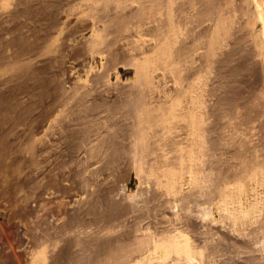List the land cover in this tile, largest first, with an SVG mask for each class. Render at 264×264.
<instances>
[{
    "label": "bare ground",
    "instance_id": "bare-ground-1",
    "mask_svg": "<svg viewBox=\"0 0 264 264\" xmlns=\"http://www.w3.org/2000/svg\"><path fill=\"white\" fill-rule=\"evenodd\" d=\"M27 1L0 0V264H205L199 243L213 233L228 248L226 264H264V0H80L71 14L37 0L49 11L41 36ZM81 29L89 35L78 41L105 58L107 75L117 62L134 68V81L116 78L107 94L123 100L113 114L130 110L122 129L131 168L141 172L159 145L173 146V154L160 151V182L146 176L128 192L122 178L107 200L86 178L54 172L38 157L53 110L46 58ZM87 73L103 81L96 69ZM51 86L60 99L71 90ZM110 143L111 156L123 150ZM34 201L52 211L41 230ZM149 202L160 212L145 219ZM142 209L132 234L101 235Z\"/></svg>",
    "mask_w": 264,
    "mask_h": 264
},
{
    "label": "rangeland",
    "instance_id": "rangeland-1",
    "mask_svg": "<svg viewBox=\"0 0 264 264\" xmlns=\"http://www.w3.org/2000/svg\"><path fill=\"white\" fill-rule=\"evenodd\" d=\"M76 1H78V2H76ZM76 1H74L73 3H69L68 0H47V2L46 3L44 2V3L46 5L49 4L48 5L49 8L54 5L49 10V11H51V13H55L56 10L58 12L59 9H57V8L61 7L60 11L62 13L65 14L71 10V12H70V14H71V13H73L72 11L78 12L79 11L78 9L82 8V6H80L81 4L79 3L80 0H76ZM27 3H28V5H32L34 8L36 7V9L38 10L37 11L35 9L34 17L37 16L38 18L35 19V22L33 24L34 25L33 29H39V30L42 29L43 32L41 31L42 32L41 34H39V32H40L39 30H36V32L39 31L37 33L39 36L45 35L47 30H48L47 28H49V27H47V25H48L47 21L48 20L46 21V19H48V18H46L45 15L49 11H46V13H45V10H47V9L45 8V10H44L43 4H42L43 2L40 3L37 0H29V1H27ZM57 5H60V6H57ZM55 6H56V8H55ZM63 11H65V12H63ZM43 21H44V23H43ZM125 23L126 22H124V26H125ZM44 27H45L46 32L44 31ZM82 31H84V32H82ZM82 34L89 35V32L87 30L85 31V30L81 29L80 32L75 31L74 33H72V35L69 34L67 36L68 39L66 38L67 40L65 42L63 49H61L62 51L60 50L59 53L57 52L58 55L56 52L55 53L53 52V53L49 54L50 56L48 55V57L46 58V59H50L49 64L46 66V77H47V80L49 79L48 81L50 83L48 95L51 96L50 98H49V96L47 98H48L49 104L53 107L52 108L53 110L51 113V118H49L51 127L49 129L50 134L48 133V136H47V142H46L47 145L43 146L44 150L41 148V151L39 152L38 157L40 156L39 159L42 160V161L40 160V163H42L44 166L48 167L49 169H51L54 172L60 171L59 173H61V174L67 173V174H65V175H68L67 177H70V176L75 177V175H77L78 177L77 176L76 177L78 179H80L79 177H81V176H82L81 179L86 178V180H88L90 183L92 182L91 185H93L95 187L97 186L98 190L101 189V191H102V192H100L101 195L103 194L105 196V198H104V196L102 195V198L107 200V199H111L110 197H111V194L113 195V192L116 193L118 191V187H116V185L118 186V184H120V181L122 178H124L127 182V191L128 192H134L137 189V186H139V183L141 181L147 180L149 183H154V182L156 183L157 181L160 182L161 178L159 181L158 177L161 176L160 173L162 170H160L161 169V166H160L161 160L160 159H161V155L163 154L160 151L165 149V151H163V152H167L166 155H168L170 153L173 154V152H172L173 146L168 145V144L165 145L166 147L159 145L158 146L159 148L158 147L156 148L157 151H159V152H157L155 149L152 157L149 156V159H148L149 162L147 161L146 163H143V165L141 166V169H140L141 172H137V170H135L134 168H131L132 164L130 165V163H131V159L133 158V155H132V152H131L130 146H129V142H130L129 140L130 139L127 136V134L125 133V130L122 129L123 126L126 127L128 125V122H129L128 121L129 120L128 119V116H129L128 112L130 110L128 111V107H124L125 111H123L124 113L122 112L124 115L121 113V111L113 114L111 112V105L115 102L119 103V101H121L122 98L120 99L118 97L116 99H120V100L115 101L112 98H108L109 97L108 95L113 90L112 83L115 80L119 79L121 82H129V81L135 80L136 74H135L134 68L130 65H124L121 62H117V64L115 65L117 67V69L114 67H111V69L108 71L109 74L107 75V73H106L107 71L104 68L105 65H104V63H102L105 61V58H101L100 55L99 56L96 55L95 57L92 56V53L89 50V47L86 44H84V43L82 44L81 42L78 41L80 39L79 37ZM125 34L126 33H122V34L118 33L117 37L118 38L121 37L120 39L124 40L126 37ZM108 38L111 39V36H109ZM64 58H65V60H64ZM59 62H61V63H59ZM117 65H119V66H117ZM90 68L96 69L97 72L100 73L101 78L103 80L102 82H101V80L100 81L93 80V77L88 75L89 73H87V72L90 71ZM103 70H105V71L103 72ZM107 79L109 81V84L112 82L111 86H108L109 84L107 85V83L105 82ZM53 82H55V83H53ZM58 82H61L63 87L66 90L69 89V87H71L70 88L71 90L67 91V93H66L67 96L65 98H64V96H62L63 99L55 97L56 93L54 90V86H51V85H56ZM66 85H67V87H66ZM82 86L85 88H83ZM102 87H104V88H102ZM75 88H76V90H74ZM122 88H124V89L126 88L127 90L130 89L129 86H126V85H123ZM53 90H54V92H52ZM104 90H106V91H104ZM105 92H106V94H105ZM155 93H154L153 97H151V99L153 100L152 102L156 103L157 102L156 100H158V98H159V93H158V91H155ZM57 96H58V94H57ZM105 96H106V98H105ZM51 98H53V100H51ZM55 98L58 101H56ZM52 101H54V102L51 103ZM87 105H90L89 107H91L88 110V112L84 111L85 107ZM127 114H128V116H127ZM113 120H115V121H113ZM125 127H123V128L125 129ZM118 128H120V129H118ZM157 132L158 133H156V135L154 136L156 138L158 137L157 134H159L160 131H157ZM88 136H89V138H88ZM110 142L116 144L118 147L120 146L123 150L121 152H119L118 154H116L114 156L112 154V156H111L110 155V153H111V150H110L111 143ZM161 143L162 142H160V144ZM168 147H169V150H168ZM159 149H161V150H159ZM111 157H114V158L112 159ZM158 158H160V159H158ZM151 165H152V167H151L152 169L150 168ZM149 172L151 174H149ZM127 173H128V175H126ZM123 176H125V177H123ZM143 177H146V178H143ZM113 185H114V187H113ZM104 187H105V189H104ZM105 192H107V193H105ZM71 194L74 197V195L77 193L72 192ZM65 199L66 198H61V200H65ZM32 204L34 205L33 209L36 210L34 216L36 215V213L38 215L40 214V216L37 215V216H35V218L37 217L36 223L39 224V226H40V228L38 230H41L44 228L45 218L48 219L47 216L50 214L51 209L49 210L46 207L43 209V206L42 207L39 206L40 209H42L40 212V209H37L38 206H37L36 201H34V203H32ZM146 205H147V208L149 207L148 210L150 212V213H148L144 207V209L147 212L146 214H148V216H145L146 214L144 215L143 209L140 211V214H139L140 216L137 215L136 218H134L135 216H132L133 214L132 215L127 214L126 215L127 217L125 216L122 218L121 223L118 222L117 225H115L112 229L110 228L111 231L110 230H103L104 232H103V234H101L102 230H99V234H101L103 236H107V235L108 236H114V235H119V233H120V235L122 233H124L123 234L124 236H128V235L132 234V232H134V227H135L134 224H136V222L140 221L141 219H142L141 222L143 220L145 221L146 217H149V214L151 216L152 213L154 215V214H158L160 212L159 207H157L156 203L152 204L149 202V205H151V206H149L148 203ZM47 213H48V215H47ZM138 213H139V211L137 213H135V215ZM45 215H46V217H45ZM144 216H145V219H144ZM214 216L216 219H218V215H214ZM41 217L43 219H41ZM134 219L135 220L137 219L136 222ZM1 221H3L4 226L8 225L6 215L2 214ZM133 222H134V224H133ZM17 225H18L17 226L18 236H19V239L21 240V243L24 246L23 248H25L26 251H29V245L30 244H28V235H27L28 228L22 222H19ZM115 231H116V233H115ZM112 232H113V235H112ZM189 233H191V232H189ZM123 235H121V236H123ZM189 235L190 234H188V236ZM215 236L216 235L214 233L210 234L208 237L206 235L205 236L206 242H207L206 245L205 244L202 245V243H199L198 248L200 249V252L202 251L201 256L204 257L205 264L206 263L207 264H209V263L210 264H224V263L226 264L224 255H226V253H227L226 251L228 248H226V247L224 248L225 244H223V241L219 240L220 239L219 236H216V238H215ZM203 237L204 236L201 235L200 239H203ZM215 239H217V240L215 241ZM208 241H210V242H208ZM217 241H218V244H217ZM218 245H219V247H218ZM202 246H206L207 248L204 247V249L205 248L206 249L203 250ZM200 247H202V249ZM210 256H211V258H210ZM206 258H207V260H206ZM211 259L213 260L212 263H211V261H212ZM223 261H224V263H223Z\"/></svg>",
    "mask_w": 264,
    "mask_h": 264
}]
</instances>
